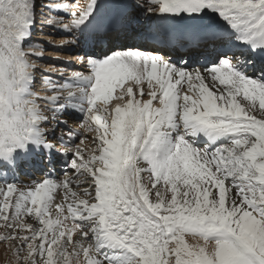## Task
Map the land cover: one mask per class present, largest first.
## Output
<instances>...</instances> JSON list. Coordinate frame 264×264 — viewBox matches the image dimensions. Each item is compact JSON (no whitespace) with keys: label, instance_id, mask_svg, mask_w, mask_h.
I'll return each instance as SVG.
<instances>
[{"label":"snow or ice","instance_id":"6c2138e0","mask_svg":"<svg viewBox=\"0 0 264 264\" xmlns=\"http://www.w3.org/2000/svg\"><path fill=\"white\" fill-rule=\"evenodd\" d=\"M149 3L147 17L98 0L50 8L71 16L64 28L77 30L70 43L86 49L90 74L46 76L42 110L36 0H0V162L43 155L48 173L25 187L0 179V241L19 243L21 264H264V0ZM201 59L203 72L178 66ZM65 112L95 133L87 158ZM56 156L76 180L51 178ZM60 188L67 203L53 218Z\"/></svg>","mask_w":264,"mask_h":264},{"label":"bare ground","instance_id":"6f19581e","mask_svg":"<svg viewBox=\"0 0 264 264\" xmlns=\"http://www.w3.org/2000/svg\"><path fill=\"white\" fill-rule=\"evenodd\" d=\"M36 1L37 2L39 1V4L41 5L39 11L40 13H42V18L40 19L41 21L40 25L37 26L36 29H32L31 39L35 46V51L39 52L41 48H43V52H42V58L41 56H37V55H32L30 58L33 61H35L34 91H36L37 88L40 87V90L36 92L37 102L41 105L42 110H45L47 107H52V105H46L45 100L47 99V97L54 95V93L51 91V87L49 85H46L44 82L41 85H39L38 80L40 78L45 79L46 76H50L54 82H62V81L70 80L72 78V74L75 72H79L85 75L90 74V69L86 63H83L80 68L79 65H75L73 63L74 58L83 56L84 52L83 49L76 47L77 44L70 43L73 39L76 38V36H74L73 32L71 31L72 29L69 30L64 28V25L66 24L70 25L71 16L67 12H63V11L57 14L55 11H50V8H54L57 5L55 3L60 2L62 4L70 5L72 10L80 11L86 9L87 4L90 3L91 0L86 3L82 2L84 0H61V1L36 0ZM98 2L103 3L105 5H110L116 2L125 3V4H138L141 6L140 11L144 13L145 17L152 15L151 13H148L146 11L149 7H156L155 5H151L149 3V0H98ZM106 11L110 12L111 9L106 8ZM53 17L62 19L63 22L60 25V27L57 28V27L49 26L46 23V21L49 18H53ZM122 50H124L122 47L113 49V51H122ZM106 51H107L106 49L104 50L96 49L95 55L102 56ZM160 54L166 57H170L171 62H176L180 55V53H174V52H170L169 54H165L164 52H161ZM198 55H202V53H199ZM185 59H188V57H185ZM203 63L204 61L203 59H201L199 63L189 61V63L185 65L183 62H180L178 66L184 67L187 71H193V69H200L201 72H203ZM38 74L39 75L42 74V76L38 77L37 76ZM249 75H252V73H249ZM206 82H208L209 85L211 86L210 78ZM146 87L147 86L145 84V88ZM184 87L186 88L187 85H184ZM112 103L113 104L120 103V101L114 100ZM46 114H50V113L46 112ZM76 116L78 117L79 114L76 113V115L71 117V115L68 112H65L62 118L64 120H67V122H69L73 117ZM83 128L85 127L82 126L81 129L83 130ZM84 134H86L85 135L86 137L87 136L89 137V140H86L87 144L94 145L92 137L95 136V133L88 132L85 129ZM66 159L67 158H61L59 156L55 157V172L51 173V178L56 180L57 182H61L65 179L76 180V174L71 169L70 165L66 163ZM46 164L47 161L45 160L44 156L36 155V154L33 155L30 161L26 158L21 157L16 169H11L3 162H0V171H6L8 173L6 178L0 177V179H6L9 182H16L18 184V187H25L26 185L31 186L36 181L42 180L48 175L46 171ZM70 187L72 191H76L78 194H80L82 193L83 188L88 187V185L80 184V186L77 187V185L73 183L70 185ZM64 197H65V190L63 188L58 189L54 196L56 204L63 203L65 204L66 207L67 202L64 200ZM55 215H57L56 211H55ZM27 219L30 220V218ZM80 239H81L80 234L76 233L75 237L73 238V242L79 241ZM188 239H189V243H195V241L192 240L191 238ZM17 247L18 248L20 247L19 243ZM17 249H16V253H17ZM68 250L69 252L72 251L71 248H69ZM23 255L24 253L23 254L19 253V255L16 254L13 260L15 262H19Z\"/></svg>","mask_w":264,"mask_h":264},{"label":"rangeland","instance_id":"374dc122","mask_svg":"<svg viewBox=\"0 0 264 264\" xmlns=\"http://www.w3.org/2000/svg\"><path fill=\"white\" fill-rule=\"evenodd\" d=\"M68 113L71 115V117L74 116V115H76V112H68ZM79 124H82V125H79ZM82 126H83V122L81 121L80 116L73 117L68 122V125H67L68 128H71V129L75 130V132L78 134L77 135V140H82V143H80L79 146L82 149V154L85 156V158H87L96 149H95V146L94 145L87 144V141L86 140H89V137L88 136L87 137L85 136L86 134H84V130L86 128H83V130H82L81 129ZM61 127H63V125ZM65 131H67V129H65ZM88 132H90V131H88ZM53 143L55 144V146H56V148L58 149L59 152H63L64 151V148H63V146H61L59 140H53ZM69 155H71V153H69ZM54 201H55V199H54ZM54 204H56V201L53 203V217L56 216L55 215V205ZM6 231H7L6 229L0 228V236H4L6 234ZM74 237H75V235H74ZM17 246H18V242H9V243H6V242H3V241H0V262H1L0 264H9V263H11V264H14V263L15 264H20L21 263V259L20 258H19L20 259L19 262H15L13 260L15 258L14 256H16V254H17L16 253V249L18 248ZM21 254H23V253L21 252Z\"/></svg>","mask_w":264,"mask_h":264}]
</instances>
